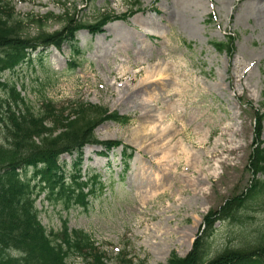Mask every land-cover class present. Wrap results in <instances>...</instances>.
<instances>
[{
    "label": "rangeland",
    "instance_id": "rangeland-1",
    "mask_svg": "<svg viewBox=\"0 0 264 264\" xmlns=\"http://www.w3.org/2000/svg\"><path fill=\"white\" fill-rule=\"evenodd\" d=\"M10 1L29 38L61 30L66 15L92 24L102 15L135 12L95 35L77 32L79 55L67 43L59 51L41 48L3 73L2 82L34 113L46 102L57 109L81 102L128 118L95 129L97 141L119 142L117 148L82 150L80 181L99 175L103 185L93 187L85 207L66 210L40 195L36 206L46 231L64 224L83 231L106 264L186 256L205 215L244 193L252 178L253 109L264 113V0H138L139 7L135 0ZM48 14L59 18L43 28L32 22ZM228 35L234 38L229 56L212 46ZM7 94L0 90V97ZM258 142L264 147V120ZM123 147L132 152L126 171ZM74 159H59L68 179L76 173ZM259 203L246 205L240 220L214 224L210 256L264 242ZM68 262L83 264L73 256Z\"/></svg>",
    "mask_w": 264,
    "mask_h": 264
},
{
    "label": "trees",
    "instance_id": "trees-1",
    "mask_svg": "<svg viewBox=\"0 0 264 264\" xmlns=\"http://www.w3.org/2000/svg\"><path fill=\"white\" fill-rule=\"evenodd\" d=\"M134 2L139 7V1ZM13 10L10 0H0V90L8 89L7 97H0V264H71L68 260L72 256L80 258L83 264H106L104 254L96 250L91 237L83 231L69 230L64 224L59 232H47L39 219L36 202L44 194L49 203L60 202L66 210L72 204L85 207L93 187L103 185L99 175L80 181L82 150L88 145L101 146L105 152L117 148L119 142L97 141L95 129L107 121L126 124L128 118L81 102L60 109L46 102L41 111L34 113L14 86L2 82V76L29 61L30 54L41 48L60 50L67 43L74 45L73 52L79 55L74 43L77 32L84 30L95 35L106 24L124 21L135 12L119 17L102 15L92 24L66 15L61 30L29 38L22 33V21L15 20ZM55 18L59 17L48 14L31 21L43 28ZM212 46L229 56L234 51V38L228 36ZM253 110L256 142L249 158V186L244 193L205 215L203 229L186 256L172 252L162 264H264V242L226 247L214 256L209 255L208 246L216 222L240 220L241 212L250 203L262 201L264 205V181L260 177L264 175V147L263 142H258L264 113ZM127 150L123 147L124 171L132 158V152L127 154ZM63 155H75L76 173L69 179L59 163Z\"/></svg>",
    "mask_w": 264,
    "mask_h": 264
},
{
    "label": "bare ground",
    "instance_id": "bare-ground-1",
    "mask_svg": "<svg viewBox=\"0 0 264 264\" xmlns=\"http://www.w3.org/2000/svg\"><path fill=\"white\" fill-rule=\"evenodd\" d=\"M243 2H248V1H250V2H254L255 0H242ZM257 1H259V0H257Z\"/></svg>",
    "mask_w": 264,
    "mask_h": 264
}]
</instances>
